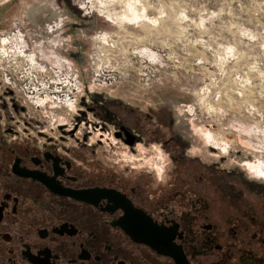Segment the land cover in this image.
<instances>
[{"label":"rangeland","instance_id":"1","mask_svg":"<svg viewBox=\"0 0 264 264\" xmlns=\"http://www.w3.org/2000/svg\"><path fill=\"white\" fill-rule=\"evenodd\" d=\"M18 27L39 62L72 69L80 92L71 111L44 117L5 86L0 121L9 135L64 136L84 166L145 172L158 184L177 161L154 138L158 127L184 145L187 163L213 165L259 194L264 0H10L0 6V37Z\"/></svg>","mask_w":264,"mask_h":264},{"label":"flooded vegetation","instance_id":"2","mask_svg":"<svg viewBox=\"0 0 264 264\" xmlns=\"http://www.w3.org/2000/svg\"><path fill=\"white\" fill-rule=\"evenodd\" d=\"M1 125L0 264H264V183L253 195L222 169L187 163L158 127L177 161L154 184L84 166L64 136Z\"/></svg>","mask_w":264,"mask_h":264},{"label":"built area","instance_id":"3","mask_svg":"<svg viewBox=\"0 0 264 264\" xmlns=\"http://www.w3.org/2000/svg\"><path fill=\"white\" fill-rule=\"evenodd\" d=\"M30 41L28 32L19 27L0 37V90L10 87L22 99L25 109L44 117H48L45 113L48 110L54 114L61 108L71 111L80 92L77 76L59 62L51 65L39 62L30 52ZM7 59L9 65L5 70Z\"/></svg>","mask_w":264,"mask_h":264},{"label":"crops","instance_id":"4","mask_svg":"<svg viewBox=\"0 0 264 264\" xmlns=\"http://www.w3.org/2000/svg\"><path fill=\"white\" fill-rule=\"evenodd\" d=\"M9 1H10V0H2V1L0 2V6L4 7L6 3H9ZM55 7H56L57 9H59L60 14H62V15H63V14L68 15V14H66V13L63 11L64 8H61V6L58 7V6L55 5ZM59 11H58V12H59ZM70 38H72V37L70 36Z\"/></svg>","mask_w":264,"mask_h":264},{"label":"trees","instance_id":"5","mask_svg":"<svg viewBox=\"0 0 264 264\" xmlns=\"http://www.w3.org/2000/svg\"><path fill=\"white\" fill-rule=\"evenodd\" d=\"M164 124H165V123H163V124H160V125H161V126H164ZM165 127H166V126H165Z\"/></svg>","mask_w":264,"mask_h":264},{"label":"bare ground","instance_id":"6","mask_svg":"<svg viewBox=\"0 0 264 264\" xmlns=\"http://www.w3.org/2000/svg\"><path fill=\"white\" fill-rule=\"evenodd\" d=\"M127 12H129V11H127Z\"/></svg>","mask_w":264,"mask_h":264}]
</instances>
